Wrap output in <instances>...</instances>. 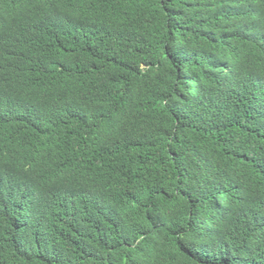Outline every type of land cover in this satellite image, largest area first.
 <instances>
[{
	"label": "trees",
	"instance_id": "obj_1",
	"mask_svg": "<svg viewBox=\"0 0 264 264\" xmlns=\"http://www.w3.org/2000/svg\"><path fill=\"white\" fill-rule=\"evenodd\" d=\"M0 264H264V0H0Z\"/></svg>",
	"mask_w": 264,
	"mask_h": 264
}]
</instances>
